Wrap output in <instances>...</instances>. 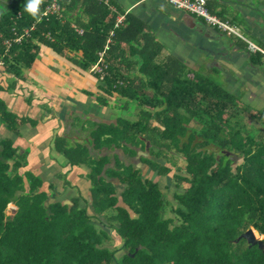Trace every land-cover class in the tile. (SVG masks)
Instances as JSON below:
<instances>
[{"label":"trees","instance_id":"trees-1","mask_svg":"<svg viewBox=\"0 0 264 264\" xmlns=\"http://www.w3.org/2000/svg\"><path fill=\"white\" fill-rule=\"evenodd\" d=\"M49 1H40L35 18L24 11L26 1L0 18V60L6 72L20 79L21 69L33 64L38 44L57 54L79 53L73 62L89 70L112 29L100 90L140 109L134 120L91 126L83 140H54L70 167L89 170L93 216L76 200L71 206L48 204L41 180L18 172L26 153L20 154L10 139L0 140V264H264V249L237 241L253 229L264 247V139L232 124V99L213 81L189 78L175 58L157 65L160 47L144 36L141 23L125 17L113 29L114 19L106 21L108 10L94 0H62L63 17L39 18ZM78 4L88 19L79 26L80 36L66 16ZM32 25L28 38L4 49L2 39L13 37L11 28L19 34ZM121 43L137 55L144 82L127 77L120 61L123 74L113 64ZM0 122L17 133L23 120L0 101ZM137 152L145 155L136 160ZM175 155L185 165L183 174L173 175V216L164 218L169 203L157 183L141 177L136 164L166 176L170 167L157 160L170 163ZM231 157L237 158L235 165ZM10 203L16 209L9 216ZM95 217L116 233L120 247L103 245L109 235L92 222Z\"/></svg>","mask_w":264,"mask_h":264},{"label":"crops","instance_id":"crops-1","mask_svg":"<svg viewBox=\"0 0 264 264\" xmlns=\"http://www.w3.org/2000/svg\"><path fill=\"white\" fill-rule=\"evenodd\" d=\"M24 1L0 0V18L17 10ZM94 1L108 10L106 21L114 19L115 23L118 17L123 16L142 24L144 36L160 47L154 59L157 65L172 57L186 67L189 78L196 76L216 83L232 99L233 104L229 106L232 124L243 125L241 115L248 114L246 124L252 121L259 130L254 134L264 139V57L249 51L244 41L264 51V0H207L208 11L228 20L244 40L228 36L208 26L201 18L178 11L163 0ZM59 4L62 7L60 17H63L66 5L62 0ZM66 16L72 29L76 33L77 30L82 32L79 26L87 23L88 19L79 4ZM111 41L110 38L109 44ZM115 56L113 64L121 74L125 65L127 77H136L139 83L145 81L138 73L139 59L132 53V48L121 43L120 53ZM79 57L76 52L57 54L51 48L38 44L33 64L21 69L20 79L7 73L0 60V101L8 112L23 120L17 133L8 131L0 122V140L10 139L20 154L26 153L25 166L18 172H29L41 180L40 192L47 194L48 204L59 202L71 206V201L76 200L79 208H86L87 214L93 216L91 184L87 179L89 170L85 166L70 167L55 150L54 140L67 137L69 142L80 141L86 138L88 129L95 124H115L118 118L134 120L140 105L129 102L124 106V100L104 94L100 90L102 81L89 70H81L75 65L73 61ZM146 94L151 95L149 91ZM246 129L252 133L255 130L251 126ZM147 168L151 177H161ZM144 179L157 183L155 179ZM120 192L121 189L118 194ZM8 209L15 210L16 207L10 203ZM97 219L101 221L99 224ZM92 222L100 229L109 228L101 217ZM116 238L121 244L117 235ZM113 241L110 237L103 245L114 249Z\"/></svg>","mask_w":264,"mask_h":264},{"label":"built area","instance_id":"built-area-1","mask_svg":"<svg viewBox=\"0 0 264 264\" xmlns=\"http://www.w3.org/2000/svg\"><path fill=\"white\" fill-rule=\"evenodd\" d=\"M172 8L189 13L193 16L201 18L208 26L213 27L228 36H234L242 39V36L238 30L231 25L228 20L220 19L212 15L207 9V0H163ZM62 13V7L59 4V0H51L40 13L39 18H47L48 16L60 17ZM19 17V15H18ZM124 17L120 16L116 19L114 23V28H118L123 24ZM34 29V25L29 28L23 29L21 33H17L14 28H11L13 37L11 39H2V45L5 50H8L12 44H19L23 39L28 38L30 32ZM79 35L82 34L80 30H77ZM113 36V31L109 33V39L106 41L104 48L97 53V61L94 65L89 68V73L97 76V78L102 81L106 76V63L105 54L109 48L110 38ZM45 37L48 38V35ZM249 51L260 53L264 57V51L259 49L257 46L251 42L244 40ZM117 84L121 85V81H117Z\"/></svg>","mask_w":264,"mask_h":264},{"label":"rangeland","instance_id":"rangeland-1","mask_svg":"<svg viewBox=\"0 0 264 264\" xmlns=\"http://www.w3.org/2000/svg\"><path fill=\"white\" fill-rule=\"evenodd\" d=\"M243 100V98H241V101ZM234 107H238L236 105H234ZM125 113L123 112L122 113V116H124ZM249 120V115L248 114H242L241 115V123L243 122V125L245 126V128H250L253 127L255 130L253 131V133L256 134V131H259L257 130L258 127H255L253 126V122L252 121H249L247 124L246 122ZM245 122V123H244ZM193 126H195L194 124H192ZM251 131V130H250ZM239 161V160H238ZM157 163H160L161 165H164V163L166 165H168L169 167L172 166V168H170V173L166 176H161V177H158L156 178L155 176H152L151 177V174L150 172H148V168L147 166H142L141 169H142V174H141V177L144 179L146 177H148V179H155L157 181V183L159 184V187L161 189V192L163 193V196L166 200V202L169 203V205L166 206V209L164 211V218H170L173 216L172 212H171V208L175 207V202L173 200V193H175L176 191V188H175V184H176V181L173 179V175L174 174H183V170H184V160L181 156H177L175 155L173 158H171V163H166L165 161H162V159H159L157 160ZM185 187V186H183ZM118 190L121 189V187H117ZM171 205V206H170ZM7 215H12L13 212L12 210L8 209L7 210ZM97 221H99L97 219ZM101 221L98 222V224L100 223ZM104 224V223H103ZM102 224V225H103ZM97 227H99L97 224H95ZM104 226H106V224H104ZM105 231L108 233L109 235V238L111 237L114 241L112 243V245L115 244V248H118L120 247V243H117L118 241H116V233L110 229V228H106ZM257 239H262L261 236H258Z\"/></svg>","mask_w":264,"mask_h":264},{"label":"water","instance_id":"water-1","mask_svg":"<svg viewBox=\"0 0 264 264\" xmlns=\"http://www.w3.org/2000/svg\"><path fill=\"white\" fill-rule=\"evenodd\" d=\"M145 154V152H137V155H136V160L140 157V156H143ZM231 161H232V164L235 165L237 163V158L236 157H231ZM140 166V163H137V167ZM15 210H12V212H14ZM7 214V213H6ZM253 232H255L253 229H248L247 231H245L243 234H241L239 236V238L237 239L238 240H245L246 243L249 245V246H257L259 249L263 250L264 247L262 245V239H257L256 237H254L253 235ZM258 235V234H257ZM263 238V237H262Z\"/></svg>","mask_w":264,"mask_h":264},{"label":"clouds","instance_id":"clouds-1","mask_svg":"<svg viewBox=\"0 0 264 264\" xmlns=\"http://www.w3.org/2000/svg\"><path fill=\"white\" fill-rule=\"evenodd\" d=\"M40 0H26L24 4V11L34 18L37 17L39 11Z\"/></svg>","mask_w":264,"mask_h":264},{"label":"flooded vegetation","instance_id":"flooded-vegetation-1","mask_svg":"<svg viewBox=\"0 0 264 264\" xmlns=\"http://www.w3.org/2000/svg\"><path fill=\"white\" fill-rule=\"evenodd\" d=\"M144 155H145V154H144ZM144 155H143V156H144ZM145 166H146V165H145ZM141 174H142V169H141Z\"/></svg>","mask_w":264,"mask_h":264}]
</instances>
